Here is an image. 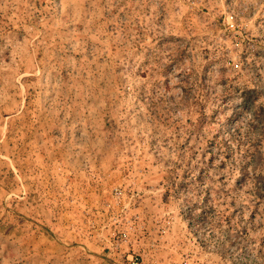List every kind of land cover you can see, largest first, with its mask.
<instances>
[{"label": "rangeland", "instance_id": "1", "mask_svg": "<svg viewBox=\"0 0 264 264\" xmlns=\"http://www.w3.org/2000/svg\"><path fill=\"white\" fill-rule=\"evenodd\" d=\"M0 264H264V0H0Z\"/></svg>", "mask_w": 264, "mask_h": 264}]
</instances>
